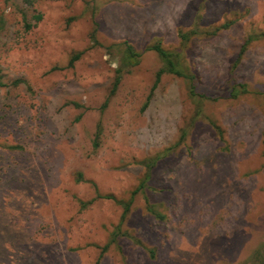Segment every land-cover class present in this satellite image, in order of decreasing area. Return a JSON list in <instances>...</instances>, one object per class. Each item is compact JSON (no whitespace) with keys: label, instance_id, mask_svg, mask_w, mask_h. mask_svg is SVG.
<instances>
[{"label":"rangeland","instance_id":"rangeland-1","mask_svg":"<svg viewBox=\"0 0 264 264\" xmlns=\"http://www.w3.org/2000/svg\"><path fill=\"white\" fill-rule=\"evenodd\" d=\"M192 28L190 126L186 79L148 100L145 48ZM125 41L143 55L110 97ZM0 77V264H245L264 245V0H0ZM151 157L123 225L141 243H112L123 206L95 197L128 201Z\"/></svg>","mask_w":264,"mask_h":264},{"label":"trees","instance_id":"trees-1","mask_svg":"<svg viewBox=\"0 0 264 264\" xmlns=\"http://www.w3.org/2000/svg\"><path fill=\"white\" fill-rule=\"evenodd\" d=\"M39 1H41V0H23V2L28 6H34ZM35 18H36V23H38L39 21L42 20L43 16L41 13H39V14L35 15ZM229 26H230V23H226L223 26L218 27L217 29L219 30L221 28H226ZM32 27H33V25L31 23L26 22V29L27 30L31 29ZM198 33L200 35L205 34L204 31L198 32V30H195L193 28L187 32L179 31V34H178L179 43H178V46L174 49L165 47L161 41H156L154 43H151L145 48V51H155L159 55V57L161 58V60L163 62V65L161 66V68L157 72L156 80H155L154 85L152 87L151 94L148 97V100L151 98V95L153 94V92L157 88V86L159 85L161 78L164 74L169 73V74H173V75H176L178 77L186 79L188 84H189V86H188L189 94L193 98L194 105H195V107H194L195 108V112H194L195 114L191 117V124H189L190 126H192V124H195L197 119H199V115L202 112L203 101H204V99L207 98L205 95L198 94L196 92L197 76L192 71V69L190 68V66L187 62V57H186V49L188 48V45L192 41V39L194 37H196L197 35L199 36ZM211 33H213V32H211ZM251 42H252L251 38L244 41V43L241 47L240 55L244 54L248 50V47H249ZM121 45L124 46V50L122 51L121 58L119 60L120 64L116 70V77H115V80L113 82V86H112L111 91H110V95H109L110 97L114 96L115 93L117 92L119 85L121 84L123 75L126 72H129L132 67L137 66L140 63L141 57L143 55L142 52L137 51L134 48V46L132 44H130L128 41L123 42ZM80 55H81L80 53H77L71 58V60H70L71 66L74 64V62L77 59H79ZM3 85H5V84L1 81V77H0V86H3ZM246 93H248V87H247L246 83H236V84L231 86L230 96L232 98H237L240 95H243ZM108 102H109V98L103 104L102 109H104L108 105ZM99 127H100V125H99ZM182 131L183 132L181 134V140H180L181 142L187 138V135H189V130L187 127L183 128ZM99 136H100V129L98 130V133H97L98 139H99ZM98 144H99V141L95 143V146H98ZM157 161H158V157H154V158L151 157V158H148L144 161V165L146 166L145 176H144L143 181L141 182L140 186H138V188L131 193L130 199L128 201L120 200L112 193H107V194H103V193H99V192L97 193L95 198L112 199V200L120 203L123 206V213H122L120 222L117 224V226L115 227V229L112 231V234H111V242L112 243H114L116 241V239L120 238V236H123V235L131 237L133 240H135L139 244L141 243L138 238H136L134 235H132L128 231H125L123 229V225L126 222L128 216L130 214L136 193H138V191H141L142 189L146 188L147 182L149 181V179L152 176V171H153V168H154L155 164L157 163ZM147 210L152 213L153 212V206L148 205ZM159 217H163V216H159ZM108 247H109V244L104 246L102 255H103L104 251L107 250ZM245 264H264V245H262L259 249H257L254 252L252 262L251 263L246 262Z\"/></svg>","mask_w":264,"mask_h":264}]
</instances>
